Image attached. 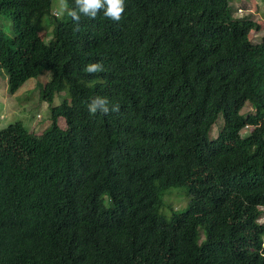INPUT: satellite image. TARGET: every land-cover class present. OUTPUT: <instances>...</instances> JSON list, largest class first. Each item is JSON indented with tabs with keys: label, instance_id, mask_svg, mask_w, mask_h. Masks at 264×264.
Masks as SVG:
<instances>
[{
	"label": "trees",
	"instance_id": "1",
	"mask_svg": "<svg viewBox=\"0 0 264 264\" xmlns=\"http://www.w3.org/2000/svg\"><path fill=\"white\" fill-rule=\"evenodd\" d=\"M53 1L0 0L10 93L50 72L41 98L66 95L42 133L0 130V264H264L257 23L232 0H125L120 21L101 10L77 27ZM96 96L119 112L91 114ZM172 188L189 202L162 214Z\"/></svg>",
	"mask_w": 264,
	"mask_h": 264
},
{
	"label": "rangeland",
	"instance_id": "2",
	"mask_svg": "<svg viewBox=\"0 0 264 264\" xmlns=\"http://www.w3.org/2000/svg\"><path fill=\"white\" fill-rule=\"evenodd\" d=\"M231 6L234 9V16L237 18L247 17L253 19L259 26L258 30H253L249 38L253 43H259L264 36V0H232ZM52 11L57 19L63 20L66 11H63L61 0H54ZM1 28L6 30L9 36H12V22L7 19H0ZM49 26V19H45L41 36L44 41L49 42L53 37V31ZM51 73L48 72L39 78L28 80L15 94L10 93L8 74L4 69L0 70V130L11 124L21 122L30 132L42 133L51 125V108L60 105L65 99V94H56L52 103L44 101L41 98V88L49 81ZM252 110V105L247 104L243 113ZM218 123L213 127L211 137L215 138L224 121L219 117ZM61 128L66 129V121L61 118L59 121ZM252 130L246 128L242 134L247 135ZM189 199L181 188H172L168 190L164 205L161 209L162 214H169L168 209L173 207L175 210L183 209L187 206ZM264 223V215L259 220Z\"/></svg>",
	"mask_w": 264,
	"mask_h": 264
},
{
	"label": "clouds",
	"instance_id": "3",
	"mask_svg": "<svg viewBox=\"0 0 264 264\" xmlns=\"http://www.w3.org/2000/svg\"><path fill=\"white\" fill-rule=\"evenodd\" d=\"M61 3L63 11H67V14L76 22L77 27L81 14L94 19L103 10L107 18L118 22L125 11V0H75L76 7L73 9L68 8L66 0H61ZM103 70V65L100 63H91L85 69L88 73H96ZM88 110L91 114L100 112L107 115L110 112H119L120 108L118 104L110 108L106 97L96 96L88 104Z\"/></svg>",
	"mask_w": 264,
	"mask_h": 264
}]
</instances>
